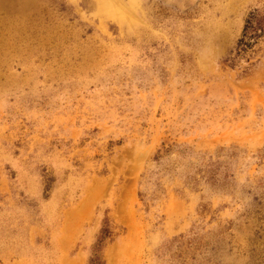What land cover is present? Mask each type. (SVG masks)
Wrapping results in <instances>:
<instances>
[{"label":"rangeland","instance_id":"1","mask_svg":"<svg viewBox=\"0 0 264 264\" xmlns=\"http://www.w3.org/2000/svg\"><path fill=\"white\" fill-rule=\"evenodd\" d=\"M0 264H264V0H0Z\"/></svg>","mask_w":264,"mask_h":264},{"label":"trees","instance_id":"2","mask_svg":"<svg viewBox=\"0 0 264 264\" xmlns=\"http://www.w3.org/2000/svg\"><path fill=\"white\" fill-rule=\"evenodd\" d=\"M252 20H254V22L251 20H250V22H246V26L244 27V32L246 30H250L252 33H255L258 30L259 25H260L259 20H257L254 15H252ZM245 34H246V32H245ZM104 232L105 231L103 230L102 233H104ZM99 243H101V242L99 241ZM97 246H98V244L96 245V248H97Z\"/></svg>","mask_w":264,"mask_h":264}]
</instances>
